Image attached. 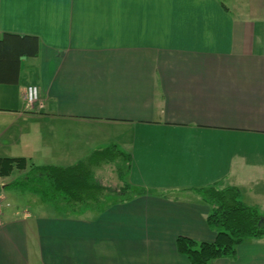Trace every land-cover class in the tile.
I'll list each match as a JSON object with an SVG mask.
<instances>
[{"label":"crops","instance_id":"obj_1","mask_svg":"<svg viewBox=\"0 0 264 264\" xmlns=\"http://www.w3.org/2000/svg\"><path fill=\"white\" fill-rule=\"evenodd\" d=\"M6 34L39 54L0 84V158L66 168L117 144L134 197L66 216L16 185L29 171L0 177V264H190L177 240L215 241L212 186L264 215V0H0ZM212 264H264V236Z\"/></svg>","mask_w":264,"mask_h":264},{"label":"trees","instance_id":"obj_2","mask_svg":"<svg viewBox=\"0 0 264 264\" xmlns=\"http://www.w3.org/2000/svg\"><path fill=\"white\" fill-rule=\"evenodd\" d=\"M39 54V39L6 34L0 40V84L17 85L24 57ZM133 165L132 155L113 144L96 150L73 166H30L25 158H0V177L9 178L14 171H29L16 183L36 193L44 202L52 204L63 215L75 216L102 210L110 205L129 202L134 190L127 182ZM113 168L119 190L108 187L98 176L99 170ZM117 187V188H118ZM210 206L208 225L216 233L212 243L186 237L177 240V251L190 264H212L222 258H235L238 247L264 236V215L256 207L245 204L236 187L201 189Z\"/></svg>","mask_w":264,"mask_h":264},{"label":"rangeland","instance_id":"obj_3","mask_svg":"<svg viewBox=\"0 0 264 264\" xmlns=\"http://www.w3.org/2000/svg\"><path fill=\"white\" fill-rule=\"evenodd\" d=\"M2 116H0L1 118ZM98 176H100L101 179H103V183L108 186V187H112L113 189L119 190V183L115 177V175L113 174V168H110L109 166L105 169H101L98 172ZM127 180V179H126ZM128 182V181H127ZM118 187V188H117ZM155 194V193H153ZM8 202L14 203L11 199H9ZM23 209V208H22ZM12 210H14L12 208ZM88 213V212H87ZM85 213V214H87ZM85 214H80V215H85ZM80 215H75V216H80Z\"/></svg>","mask_w":264,"mask_h":264},{"label":"built area","instance_id":"obj_4","mask_svg":"<svg viewBox=\"0 0 264 264\" xmlns=\"http://www.w3.org/2000/svg\"><path fill=\"white\" fill-rule=\"evenodd\" d=\"M25 97L30 104H35L39 101L40 94L37 86L31 85L27 88Z\"/></svg>","mask_w":264,"mask_h":264}]
</instances>
